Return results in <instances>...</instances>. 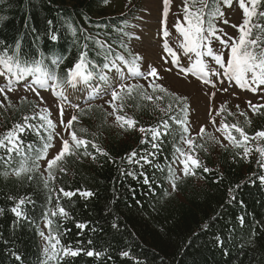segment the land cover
<instances>
[{
	"label": "trees",
	"instance_id": "16d2710c",
	"mask_svg": "<svg viewBox=\"0 0 264 264\" xmlns=\"http://www.w3.org/2000/svg\"><path fill=\"white\" fill-rule=\"evenodd\" d=\"M217 1L205 0L208 5L203 9L205 14L214 6L223 12ZM112 2L0 0V41L13 44L19 39L24 53L32 56L44 53L45 69L52 59L63 57L58 69L61 76L83 49L85 33L110 44L114 54L128 58L131 53L132 58L140 57L131 49L128 34L121 30L123 16L119 13L130 7H116ZM139 2L136 0L138 6ZM200 7L197 4L194 8ZM258 10L264 8L258 5ZM257 20L264 23L259 16ZM48 21H52L51 29ZM73 26L77 29L76 35L71 31ZM51 31L58 33L57 41L49 38ZM121 43L124 47H120ZM88 45V56L95 61L92 65L95 67L103 56L97 55L99 47L92 41ZM113 58L114 55L109 56ZM105 71L110 77V69ZM37 74L33 72L25 79L32 80ZM101 74V69L95 67L89 80L65 85L77 87L91 83ZM176 97L179 96L167 89L161 92L142 87L134 89L131 97L113 102L117 106L123 103L122 109L110 111L98 102L76 109L73 116L77 119L72 122L70 132L75 131L78 139L88 141V146L86 150L81 147L74 155H65L53 166L54 180L42 169L45 159L39 161L38 170L17 177L12 169L18 167L19 155L13 153V159L5 164L8 157L5 149L0 148V156L4 157L0 160V209L3 210L0 212V264H42L43 245L39 234L43 230L42 214L57 211L60 206L67 211V217L49 218L62 234L61 245L84 251L75 257L61 255L58 261H49V264H264V166L259 162V153L253 146L245 157L241 148L232 143L224 146L212 132L205 130L194 139L195 150L191 151L201 167L190 170L195 175L177 176L171 164L176 148L181 147L179 137L183 129L170 117L175 116L185 124L186 104L184 99ZM0 101L4 104L0 107V136L23 116L31 117L34 112L45 109L29 96L7 100L0 97ZM45 110V114L49 113ZM251 110L225 108L227 114H221L223 123L237 124L251 137L256 131L264 130V107L255 106ZM119 115L126 120H117ZM127 120L135 121V126H130ZM162 121H168L171 135L153 140L150 130L160 128ZM29 123L38 125L39 117ZM50 131L53 130L26 129L21 133L23 143L39 150L45 142L42 137H47ZM231 134L240 139L234 129ZM154 143H159L160 148L154 149ZM259 143L264 145V141ZM21 151L31 154L29 149ZM133 152L137 156L130 159ZM151 153H155L150 155L152 164L132 162ZM169 167L175 173V188L168 178ZM145 175L149 184L144 183ZM61 188L77 194L65 197ZM83 191H91L93 195H80ZM10 196L14 199H9ZM22 197L32 201L24 206L31 217L29 221H18L11 211ZM240 216L245 218L243 226L238 222ZM81 223L87 227L79 228ZM217 237L226 240V247L221 249L214 243ZM89 250L102 255L89 257L86 255ZM123 252L128 255H121ZM13 253L21 260L17 261Z\"/></svg>",
	"mask_w": 264,
	"mask_h": 264
},
{
	"label": "snow or ice",
	"instance_id": "6c2138e0",
	"mask_svg": "<svg viewBox=\"0 0 264 264\" xmlns=\"http://www.w3.org/2000/svg\"><path fill=\"white\" fill-rule=\"evenodd\" d=\"M165 4L168 3V0H164ZM188 0H185V12L186 19L188 21L187 27H179V31L183 34L184 38V49L185 54L187 53H195L196 60L195 63L192 64L188 71L203 73L206 78V82L211 83V80H208V72L205 71V64L201 57L204 56L205 51L207 52L208 57H212L215 64L219 65L220 70H213L212 75L219 78L218 83H223V77H227L229 80H234L236 84L240 85L241 88H249L253 92L260 88L264 91V23L253 22V17L259 16L261 20H264V10H258V5L264 8V0H238L239 7L243 9L244 21L241 25H232L233 27L239 28V36L238 38L230 37L227 33L223 32L221 29H218L213 22L216 17L223 16V12L219 9V7L209 8L208 12L205 14L203 11L204 8H207L205 0H192V5L195 7L197 4L201 5L196 11H192L187 7ZM223 3L231 6V0H223ZM207 15L208 19H205ZM225 24L228 23L227 20L224 21ZM48 24L51 29L52 21H48ZM253 29L256 31L254 32ZM71 31L73 35H76L77 29L76 27H71ZM80 31L84 32L83 29ZM220 32V35L217 33ZM168 33L165 32V36ZM49 38L52 41H57L59 39V35L56 31H51ZM85 44L83 45V49L78 54L76 61L72 64L71 67L65 70V74L61 76L59 74V65L63 57H56L51 60V64L49 68L45 69L43 67L45 56L44 53L39 52L37 56H32L28 53H24L22 51V41L16 40L13 44H9L7 41H0V76L6 78V86L8 91H12L16 84H19L21 80H25V77L31 75L33 72L38 73L35 75V78L30 82L25 80V84L29 90L35 92V95L39 97V92L36 91V88H50L56 95L63 96V87L65 84H75L80 80H89L93 74L95 73V67H99L101 69L102 80H108V74L105 70L114 69L116 70V74L113 77V81L111 83L110 89H104L105 92L110 91V95L112 97L111 101H108L109 104L113 106V109L116 110L117 107L120 109L123 108V103L120 105H116L113 102L120 100L123 101L126 97H131L134 89L142 88L141 85L128 84L126 80H121L119 77V71L122 65H127L130 74H135L138 76L147 79L148 76L156 77L158 76V69L155 67H151L147 71V76L144 73L140 72L139 67L137 65V61L142 58L139 56L133 57L131 60L126 58L124 54H114L112 46L107 44L105 41L97 39L91 35L85 33L84 35ZM213 40L219 42L220 46L229 50L230 55L226 59L223 53L219 52L217 49L216 52L213 51L211 44ZM88 41H92L94 45L99 47V51L97 52L98 56H103V60L99 65L93 67L95 61L90 60L88 56ZM120 47H124L123 43L120 44ZM165 49L170 53L172 60L171 63H175L179 65V59L177 58L176 52L172 51L171 48H168L167 44H165ZM113 59H109V56H113ZM131 55V53H129ZM38 57V58H37ZM31 65H35L33 68ZM171 71L172 69H167ZM185 69H181L183 72ZM153 89H159L161 92H165L166 89L163 88L160 84H150ZM215 86V84H213ZM227 91V89H224ZM0 94H3L4 100L8 99L7 92L5 91V87H0ZM123 94V95H122ZM146 99H152L151 96H146ZM26 99V98H25ZM42 99V98H41ZM177 100H183L185 98L176 97ZM10 103V101H9ZM3 101H0V107H3ZM255 109V106H253ZM184 109L182 108L181 111ZM62 111V108H61ZM47 110L40 109L39 112H34V114L29 116H23L22 120L13 125L3 136H0V148H4L6 151V155L8 157L5 160V164L9 163L13 159V153H16L20 157V162L18 167L12 169L17 177H20L22 174L31 173L35 170H38L40 167L39 161L41 159H45L47 161L46 171L48 172L49 178L52 180L55 179V176L52 174L53 166H56L59 161H61L65 155H74L77 150L81 147L87 149L88 141L84 139H78L77 133L75 131H71L69 133L70 140L68 138H63L61 140L62 147L58 153H56L51 159H47V151L49 148L53 147L52 144L53 135L50 131L47 137H42L44 139V144L39 150H36L33 145H25L23 143V139L21 133H23L26 129H34L39 131V129H51L55 130L56 125L50 119V113H47ZM231 114V113H230ZM243 114V113H242ZM39 117V123L31 124L30 120H35ZM119 121H125L126 118L123 115H119L116 117ZM77 118L75 116L71 117V119L67 122L66 131L72 128V122ZM171 120L176 121L181 125L183 132L180 135L179 139L189 146L190 151H185L182 148H176V153L179 155L176 156V160L179 161L180 164L183 165L182 172L184 175H195L194 172H190V167H201L200 161L195 159L191 155V151L195 150V142L193 139L186 138L184 134L188 133V128L184 126V121L179 120L177 117H170ZM130 126H135V121L127 120L126 121ZM213 123L215 121L213 120ZM235 130V132L239 133L240 139L238 140L235 136L231 134V130ZM142 132L145 129H140ZM205 131V128L202 126L200 131L197 133L199 136L201 133ZM218 131H222L225 133V138L228 139L235 147L241 148L243 150V156H247L252 150L253 146L255 147L256 152L259 153L261 166H264V145H261L259 141H264V130L256 131L253 136H249L243 127L238 126L233 123L231 125L227 123L221 122V127L218 128ZM151 136L153 140L159 141L162 137H166L171 135L170 125L168 121H162L160 128H152L150 130ZM255 142L254 145L250 144L249 141ZM71 141V143H70ZM99 152V149L95 144L92 145ZM154 149H159L160 144L154 143ZM21 149H29L31 150V154L28 151H21ZM85 154L87 152L85 151ZM107 155V153H103ZM241 153H237L240 155ZM150 155H155V153L144 154L140 156L139 160H132L134 163H140L143 161L147 164H152V160L150 159ZM137 156L136 152L130 154V159ZM95 158V157H93ZM0 160H4L3 156H0ZM30 162V163H29ZM158 167V166H157ZM64 171V169H60ZM160 171H164V169H159ZM208 171L207 168L204 169ZM5 175L8 173L5 172ZM168 178L171 182V186L173 188L176 187L175 182V173L171 167L167 169ZM144 175V173H141ZM31 179V176H28ZM45 186L48 185V180L44 181ZM144 183L149 184L150 181L148 177L145 175ZM79 191V190H77ZM60 192L65 197H72L76 195V192L65 191L63 188L60 189ZM80 195L85 197H90L93 195L91 191H83L80 192ZM9 199H14L13 197H9ZM235 199V197H232ZM26 203H32L30 198L22 197L19 198L15 206L11 208L12 213L17 217V220L29 221L31 217L28 215L24 206ZM3 210L0 209V212ZM44 217L45 228H47V235L43 230L39 232L40 236L45 239L47 242L46 246L43 248V256L44 260L42 264H49V261L56 260L58 261L61 255L63 256H78L84 249L77 248L72 249L70 246L61 245V233L59 231L58 226L54 227L53 220L50 219V216H63L67 217L68 213L64 207H58L57 211H49L47 213L42 214ZM238 222L240 226H243L245 223V218L243 216L238 217ZM113 227H117L116 224L112 225ZM78 227L84 229L87 227V224H78ZM89 244L92 242L89 241ZM221 249L226 247V240L220 237H217L214 241ZM15 255L16 260L20 261L21 257L13 253ZM86 255L89 257L102 255L101 252H97L95 250H89L86 252ZM123 256H127V252L121 253Z\"/></svg>",
	"mask_w": 264,
	"mask_h": 264
},
{
	"label": "rangeland",
	"instance_id": "374dc122",
	"mask_svg": "<svg viewBox=\"0 0 264 264\" xmlns=\"http://www.w3.org/2000/svg\"><path fill=\"white\" fill-rule=\"evenodd\" d=\"M126 0H115L116 5L122 6ZM235 0L228 6L227 10H224L222 19L229 20L232 18L231 9L236 7ZM141 11L137 21V27L135 30V40L133 42V50L140 54L142 58L139 61V70L147 76V71L151 67L158 69V74L163 76L164 80L169 86L174 88L178 93L186 95L189 103V127L190 134L196 135L200 128L203 126L207 130L214 132L217 137L224 143H228L225 138V134L222 131H218L221 127L219 117L216 115L217 104L221 99H226L232 105L244 106V105H259L264 104V91L257 88L253 92L249 88H241L236 84L234 80H229L226 76L223 78V83H218L217 77L212 75L213 69L206 63L205 71L208 72V80L211 83L206 82V78L203 73L192 75L191 71L187 69L191 67V61H179V65L171 63L172 57L170 53L165 49L163 44V29L161 23L163 19L164 0H140ZM170 48V47H168ZM171 68V71L167 69ZM185 69L181 72V69ZM128 68L125 70L124 75H128ZM129 78H140L141 76L130 74ZM143 78V77H141ZM149 78H156L148 76L143 81L148 82ZM6 78L0 76V87H5L7 96L14 99H19L24 96L34 97L38 100L39 106L50 111V118L53 120L55 127L54 146L50 149L47 159H51L56 153H58L62 147L61 140L68 138L66 131L67 122L71 119L73 112L79 107H82V97L91 95V92L78 91L79 94L76 100L59 98L58 95H54L50 88H36L39 92V97L35 95V92L29 90L25 84V80H21L19 84H16L12 91L7 90L5 85ZM215 84V86H213ZM224 89H227L225 91ZM1 98H4L3 94H0ZM42 98V99H41ZM107 101H111L108 98ZM74 102L76 105H74ZM111 104L107 102L109 107ZM77 106V107H76ZM62 108V111H61ZM213 120L215 123H213ZM47 161H42V169L45 170ZM183 165L177 163V171L179 174L182 172ZM43 231L47 235V228H45V222H43ZM43 248L47 242L44 238L41 239Z\"/></svg>",
	"mask_w": 264,
	"mask_h": 264
},
{
	"label": "bare ground",
	"instance_id": "6f19581e",
	"mask_svg": "<svg viewBox=\"0 0 264 264\" xmlns=\"http://www.w3.org/2000/svg\"><path fill=\"white\" fill-rule=\"evenodd\" d=\"M234 1H235V0H233L231 3H233ZM223 14H224V9H223ZM221 17H222V16H221ZM221 17H220V18H221Z\"/></svg>",
	"mask_w": 264,
	"mask_h": 264
}]
</instances>
